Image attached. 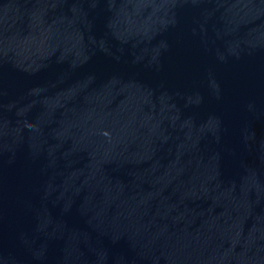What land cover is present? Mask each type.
<instances>
[{
	"label": "water",
	"instance_id": "95a60500",
	"mask_svg": "<svg viewBox=\"0 0 264 264\" xmlns=\"http://www.w3.org/2000/svg\"><path fill=\"white\" fill-rule=\"evenodd\" d=\"M0 264H264V0H0Z\"/></svg>",
	"mask_w": 264,
	"mask_h": 264
}]
</instances>
